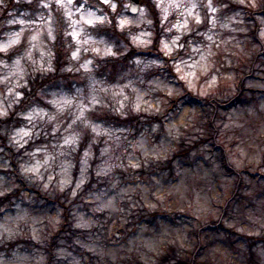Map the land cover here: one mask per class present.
<instances>
[{
	"label": "rangeland",
	"instance_id": "374dc122",
	"mask_svg": "<svg viewBox=\"0 0 264 264\" xmlns=\"http://www.w3.org/2000/svg\"><path fill=\"white\" fill-rule=\"evenodd\" d=\"M152 1L163 28L159 48L172 57L169 61L139 53L104 69L103 58L116 54V43L99 31L105 14L90 0H37L29 10L9 9L0 25L1 118L14 110L31 73L52 68L51 42L59 16L74 44L71 86L42 94L44 102L23 112L24 123L8 137L22 150V175L42 191H70L72 225L61 234L64 246L55 251L52 264H158L171 246L179 254L193 250L195 231L218 220L232 199L236 175L222 164L220 149L200 142L212 133L203 127L201 105L171 99L185 87L201 97L235 91L238 69L260 47L253 39L254 24L241 7L258 9L264 0ZM123 2L128 11L130 0ZM257 16L264 44V15ZM151 22L141 3L137 14L119 18V28L129 32L133 46L147 49L154 40ZM121 45L124 57L129 46ZM16 47H22L21 53L9 60L7 53ZM255 67L256 77L247 82L255 94L247 104L222 111L217 121V140L228 161L247 169L222 219L232 231L215 228L201 234V258L221 264H246L247 246L240 234L264 232V55ZM112 114L129 118V124L113 123ZM188 146L193 148L186 160L170 161ZM10 169L0 141V196L17 186ZM66 211L29 191L0 206V249L12 240L43 243L37 248L21 241L4 248L0 264H46L44 242L67 220ZM255 249L258 264H264V246Z\"/></svg>",
	"mask_w": 264,
	"mask_h": 264
},
{
	"label": "trees",
	"instance_id": "16d2710c",
	"mask_svg": "<svg viewBox=\"0 0 264 264\" xmlns=\"http://www.w3.org/2000/svg\"><path fill=\"white\" fill-rule=\"evenodd\" d=\"M32 1V0H31ZM37 1V0H36ZM35 0L29 3L28 0H5V2L0 3L1 16H0V25L2 20L7 16L9 13V9L16 7L21 10H29L32 7H29ZM111 2L115 1L117 3L116 7H112L110 3H106L103 0H90L93 6L101 10L105 14V24H103L99 31L105 36L110 39H114L116 43V54L114 56H106L103 58L104 69L108 68V66L112 67L113 69L122 64L126 61L127 57L132 54H151L158 57H161L164 60H171L172 57H167L159 48V41L163 34V28L161 26V19L158 14V10L156 4L152 0H141V3L146 5L149 12L150 17L152 19L151 27L153 33V43L147 49H141L138 47L133 46L130 41L129 32L125 29L119 28V18L124 14H129L126 11L125 5L123 0H110ZM242 10L245 13V16L248 20H252L254 24V30L252 31L253 39L259 43L260 47L259 50L253 55L252 60L249 64H244V67L238 69L237 76L234 79V87L235 91L222 93L221 91L218 93H211L205 95L203 97L194 95L189 89L185 87L184 93L176 98H172V102L176 103L181 99H186L185 103L191 104H200L202 107V117L203 127L206 128L208 131H212L206 138H201L200 142L210 141L212 146L220 149L221 152V161L222 164L227 168V171L230 174L236 175L235 179V189L232 194V199L236 196L237 190L240 189L243 179H242V172L247 169H236L232 163L228 161L226 148L223 143L217 140V134L219 131V125L217 121L221 118L222 111H227L230 108L237 106V105H245L249 101V96H253L255 94V89L251 88L247 82L250 79L256 77V61L260 58V56L264 55V44L259 37V30H260V23L258 20L259 15H264V6L261 8H254L253 6H242ZM64 18L58 17L54 21V28H55V37L51 42V48L53 51V61H52V68L46 72H35L31 73L27 78V83L23 86L21 92V98L16 102L14 110L10 112L7 117L1 118L0 117V141L4 149L8 152V157L10 160V174L14 177L15 183L17 186L11 190L10 192L6 193L3 196H0V206H3L6 203H12L13 198L19 196L22 191H29L33 195L36 196L37 200H42L45 202L46 205H53V206H62L65 208L66 211V218L67 220H63L60 224L59 230L52 234L47 241L44 242V254L49 257L46 264H52V259L55 257V251L59 248L64 246V242L62 241V235L66 231H70L72 223L69 220V212L72 209V204L69 201V190L63 191L61 193L55 192H45L42 191L39 187L35 186V184L22 175L20 171V164H21V153L22 150H17L13 147L9 141L8 137L10 132L21 126L24 123V118L22 117V113L25 112L30 106L43 103L44 99L42 98V94L46 93L48 90H52L54 88H69L73 80L69 79L70 75H73L72 68L70 67L71 64V53L73 50L74 44L72 43V38L68 35L66 36V24ZM2 29L0 27V34ZM125 44L129 46V51L122 57L123 46ZM24 47V46H23ZM22 51V47L13 48L11 49L6 57L9 60L15 58L18 54ZM118 55V56H117ZM0 56H4V54L0 53ZM167 70L175 76L173 69L167 65ZM109 119L115 121L118 125H128L129 118L121 117V116H114V114L108 116ZM223 118V116H222ZM112 122V121H110ZM141 130L140 127L137 128L139 132ZM84 146L82 145V148ZM192 146L188 147H181L179 148L171 157L170 161L176 157H182L183 160H186L190 155ZM157 166L153 165V169L155 170ZM78 168V165H77ZM75 171V175H76ZM90 184H87L84 189H86ZM234 196V197H233ZM232 199H228L223 208L221 216L218 220H212L211 222L201 226L195 231V246L193 250H185L183 253L179 254L178 248L175 246H171L165 253H163L159 257L158 264H169L171 261L175 260L176 264H221L217 261H211L208 258H201V255L204 254L203 250L205 248V244L202 242L201 234L205 229H225L232 231L231 228H228L224 222L223 217L226 215V210L228 203L232 201ZM234 231V230H233ZM235 232V231H234ZM240 236L246 241L247 246V253L249 258H247L246 264H258L259 263V256L255 249L259 243L264 246V232L258 235L254 234H240ZM27 240H12L9 243V246H2L0 250H4V248L8 249L10 247H14L18 245L21 241L27 245L35 246L38 248L43 243H34V241L28 239ZM34 244V245H33ZM5 251V250H4ZM138 264H142L138 262Z\"/></svg>",
	"mask_w": 264,
	"mask_h": 264
},
{
	"label": "water",
	"instance_id": "95a60500",
	"mask_svg": "<svg viewBox=\"0 0 264 264\" xmlns=\"http://www.w3.org/2000/svg\"><path fill=\"white\" fill-rule=\"evenodd\" d=\"M141 6V1L140 0H130V5H129V11L132 14H136L139 12Z\"/></svg>",
	"mask_w": 264,
	"mask_h": 264
}]
</instances>
